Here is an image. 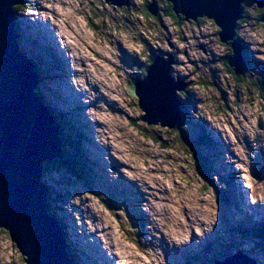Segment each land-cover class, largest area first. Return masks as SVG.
Wrapping results in <instances>:
<instances>
[{"label":"rangeland","instance_id":"374dc122","mask_svg":"<svg viewBox=\"0 0 264 264\" xmlns=\"http://www.w3.org/2000/svg\"><path fill=\"white\" fill-rule=\"evenodd\" d=\"M128 1L119 7L105 0H29L15 12L20 49L41 77L44 104L64 116L73 112L69 119L82 125L80 145L90 160L85 173L42 172L48 212L61 223L69 262L213 264L240 251L264 264V249L236 234L232 220L250 207L235 211L215 194L219 177L227 175L238 199L259 156L264 160V93L241 85L252 74L264 91V7L241 3L235 39L244 46L245 77L237 83L224 66L229 49L212 21L173 24L163 13L155 21L144 11L151 0ZM168 53L172 78L186 84L176 91L182 129L194 143L200 136L206 141L197 145L200 158L208 157L204 166L175 130L142 119L130 87L151 59ZM59 132L68 152L62 125ZM257 185L254 197L264 206V180ZM206 241L212 246L203 252L199 245ZM0 264H24L2 229Z\"/></svg>","mask_w":264,"mask_h":264},{"label":"water","instance_id":"95a60500","mask_svg":"<svg viewBox=\"0 0 264 264\" xmlns=\"http://www.w3.org/2000/svg\"><path fill=\"white\" fill-rule=\"evenodd\" d=\"M26 1L0 0V229L24 264H71L62 232L48 212V189L42 181L44 163L62 159L60 126L37 93L40 77L35 64L19 50L14 7ZM105 1L129 6L128 0ZM243 1L166 0L182 20L206 18L214 23L219 42L231 49L226 62L235 74L243 64L242 45L235 39ZM254 5L264 7V0H254ZM147 11L157 15L154 1ZM260 22L264 25V14ZM166 56L152 59L144 76L134 81L133 93L148 125L172 129L182 120L176 91L186 84L172 78V56ZM255 263L238 251L213 264Z\"/></svg>","mask_w":264,"mask_h":264},{"label":"trees","instance_id":"16d2710c","mask_svg":"<svg viewBox=\"0 0 264 264\" xmlns=\"http://www.w3.org/2000/svg\"><path fill=\"white\" fill-rule=\"evenodd\" d=\"M152 1H154L156 6H157V15L156 16H153L152 14H150L147 11V4H146V2L144 3L145 15L148 16L149 18L157 21L158 14L159 13H163L165 18L169 19L173 24H174V22H176L178 24L179 21L182 20L181 16L177 17L174 14V12L172 11L171 4L166 2V0H152ZM28 3H29V0H27L26 4H28ZM158 4H161L163 6L162 10H160ZM20 7H17V6L14 7L15 12H19L20 11ZM197 21H190V22L196 23ZM240 23H241V21L237 22L236 30L239 27ZM227 48L229 49V54L227 56H225V58H224V62H225L224 66L228 69L227 73L234 79L235 82H237V83L244 82V80L241 79V78L245 77L243 75L242 71L235 74L231 68L227 67L226 59L231 54V49H230L229 45H227ZM244 61H245V59H244ZM151 62H152V59L150 60V63ZM150 63L145 65V69H144L141 77L144 76L145 70L148 67V65H150ZM246 77H248V79L250 81L249 82L247 81L245 84H241V85L243 87L248 85V87L251 88L252 92L255 91V92H257L258 95L262 96L264 91H263V87H261V85L259 83L260 79L252 80V74H250V76H246ZM139 78L140 77H136L131 82V86H130L131 90H133L134 81H136ZM39 80L41 82V77H40ZM37 93H39L38 90H37ZM39 95L41 96V93H39ZM41 98H42V101L44 102L45 101L44 97L41 96ZM47 108H48L49 112L54 116V118H55L56 122L59 124L60 128H61V125H62V129H64L65 133L67 134V136H64V139H65L64 142H65V145H66L65 147H67V149L69 151L68 152L65 151V150L63 151L61 160L54 159L51 163L45 162L44 165H43V174H45L47 171H49L48 170V169H50L49 167L54 169V171L58 170L57 167H59V168H65V169H68V170H72L74 172H76V170L78 168L80 171H82L84 173L87 172L86 170H88V169H85L84 167L85 166H89L90 160L87 158V156H85L84 152L81 149V145L80 144H81V142H83L85 140V138L79 132V129H78V127H80L82 125H79V126L77 125L76 127L73 126L75 124V122H73V121H71L69 119V118H73V112H69L67 114V116H64L61 113H59L58 111H56L55 109L49 108V106H47ZM76 109H78V108L76 107ZM186 110L187 109L184 108V112H186ZM66 117H68V118H66ZM183 124L184 123L181 122L180 124H177V125H175L174 128H172V130H175V132L177 133L175 137H177L178 141L181 144H184V146L186 148L188 147V148L191 149V153H193L192 157L197 158L199 160L200 164H202L204 162L206 163L208 157L205 158V159L200 158L202 156V152H200L198 150L199 144H204L205 145L206 141L203 140L202 136H200V139H198V137H195V143H194V140L189 139L186 136V134L183 132V129H182ZM63 126H64V128H63ZM58 135H59V137L61 139L60 132H58ZM63 146L61 144L62 150H63ZM202 165L204 166V164H202ZM219 178L222 179V184L220 186V189H216L215 188V194H216V197L218 198V202L227 203V202H231L232 200L234 201V198H233L234 193H232L233 192L232 188H233V183H234L233 177L226 175L223 178L222 177H219ZM48 195H50V193ZM50 212H51V210H50ZM55 217L56 216H54V218ZM246 222L248 223V225L244 224V225L240 226V224H238V228L240 229V232H241L242 236L246 237V238H255V243L258 245V248L259 249H264V226H262L263 222L260 221L259 224L258 223H252L249 219ZM57 225L61 228V223L60 224L58 223ZM242 236H240V237H242Z\"/></svg>","mask_w":264,"mask_h":264},{"label":"bare ground","instance_id":"6f19581e","mask_svg":"<svg viewBox=\"0 0 264 264\" xmlns=\"http://www.w3.org/2000/svg\"><path fill=\"white\" fill-rule=\"evenodd\" d=\"M16 31H17V28H16ZM76 33V32H75ZM17 35L19 36V34H18V31H17ZM50 40V39H49ZM242 44V43H241ZM21 48V47H20ZM19 48V50H20V52H22L21 51V49ZM166 55H172V53H168V54H165L164 56H166ZM259 71V70H258ZM233 208H237V206L236 205H233ZM240 212V211H239ZM240 215V214H239ZM53 220L55 221V218L53 217ZM55 223H56V221H55ZM261 240V239H260ZM257 246V245H256ZM247 247V246H246ZM185 256V255H184Z\"/></svg>","mask_w":264,"mask_h":264},{"label":"clouds","instance_id":"9594fccd","mask_svg":"<svg viewBox=\"0 0 264 264\" xmlns=\"http://www.w3.org/2000/svg\"><path fill=\"white\" fill-rule=\"evenodd\" d=\"M25 4H26V2H25ZM25 4H24V5H25ZM24 5H23V6H24ZM19 43H20V40H19ZM20 45H21V43H20ZM39 82H40V80H39ZM181 122H182V121H181Z\"/></svg>","mask_w":264,"mask_h":264},{"label":"flooded vegetation","instance_id":"af4514ba","mask_svg":"<svg viewBox=\"0 0 264 264\" xmlns=\"http://www.w3.org/2000/svg\"><path fill=\"white\" fill-rule=\"evenodd\" d=\"M152 1V0H151ZM149 4H147V6H148Z\"/></svg>","mask_w":264,"mask_h":264}]
</instances>
